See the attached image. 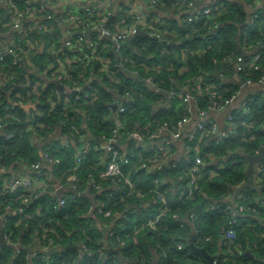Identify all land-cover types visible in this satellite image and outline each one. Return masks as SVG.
Here are the masks:
<instances>
[{
	"label": "trees",
	"instance_id": "trees-1",
	"mask_svg": "<svg viewBox=\"0 0 264 264\" xmlns=\"http://www.w3.org/2000/svg\"><path fill=\"white\" fill-rule=\"evenodd\" d=\"M244 1L250 3V0ZM23 6L25 3L21 1L19 7L22 9ZM234 6L237 8L235 12H228L207 25L202 24L195 28L194 26L186 27L179 39L174 38L175 47L167 43L138 38L134 41V50L137 54L128 49L127 55L134 60L136 68L144 77H153L166 90L184 88L187 81H191V87L199 89L201 87L200 106L207 108L213 103L209 91L214 88L217 93H220L224 87L218 86L217 82L221 81L213 77V72L218 69L214 58H218L219 54L216 51L196 53L191 50L207 44L212 28L223 24L226 27L221 28L216 37L222 51L241 54L238 46L240 38L238 31L246 23L247 8L237 2ZM168 8L170 9V6ZM0 11H2L1 6ZM48 11L53 31L36 36L45 41L47 45L64 38L62 29L58 25V14L54 8ZM9 20L10 15L6 23ZM168 22L180 28L177 21L169 19ZM109 25L112 27L111 23ZM260 27H264V19L256 29ZM258 39L260 37L255 35L252 41ZM184 50L187 51L185 55H183ZM34 51L32 62H36L37 56L45 55L44 50L35 48ZM107 56L110 60H115L113 55ZM49 57L54 59L56 56ZM102 58L107 60L106 55ZM4 64L5 68L16 74L17 80L0 94V110L4 105H10L13 102L12 100L15 99L13 96L18 93L14 92L15 88L24 91L23 88L27 87L33 79L30 70L23 65V69H19L11 64L9 58ZM262 64V71L247 72L241 77L256 80L264 76V61ZM70 66L73 64L70 63ZM40 67L43 68L42 65ZM73 67H75L74 80L70 83L66 82L65 85L74 89L80 87L84 80L93 79L92 86L98 88L96 103L85 107L90 117L87 122H83L85 120L83 116H71L67 119V125L62 124L61 121L65 119L60 111L64 105L58 104L59 94L54 85L45 89L42 95V113L35 116V119H30L28 112L17 106L2 121L5 127L0 130V166L5 171L0 172V264H69L79 259L76 249L64 251V247L69 242L79 246L80 244L85 245L88 248L89 252H83L85 254L83 264H113V258L118 259L121 264H208L203 256L191 249V244L197 248H204L211 256H217L215 261L218 264H264V228L259 227L257 219L264 217L262 206L264 179L262 189L257 187L256 190H247L234 204L230 202L234 189L247 180L245 173L247 161L236 155L237 149H242L248 154H256L264 148V130H259L262 123L256 124L260 114L262 115L259 122L264 121V91H258L250 97L255 103L260 102L261 107L251 102L247 104V108L254 115V119L250 121L254 125L246 129L239 127L240 130H247L251 138L249 140L245 138V141L244 138L235 139L224 147L213 149L212 155L219 160L222 161V158L231 152L234 154H231L234 160L228 164L226 170H219L215 176H210L209 170L213 168H208L210 157L206 158V165L201 168L199 174L204 177L197 179L198 188L194 197L186 199L180 198L179 192L191 179V173L178 167L170 168L167 172L168 180H165L158 170L149 171L140 168L141 164L149 158L150 152L142 151V148L138 146L135 147V141L127 139L123 132H120V135H123L125 145L117 147L121 174L103 179L99 175L108 164L107 160L105 161L106 152L102 149H94L88 154H81L80 144L74 141V137L76 139L87 137L93 142L94 148H99L100 146L96 143H99L101 138H111L115 132L114 122L110 119L113 111L112 104L119 101L126 92H130L135 98L132 106L127 110V116L122 120L126 132H133L137 130L138 124L145 125L152 121H157L159 124L176 122L185 109L184 105H180V100H171L176 112L154 108L153 105L158 96L146 88L141 81L137 82L117 69H113L122 78V83L115 84L106 79L109 85L107 88L101 86L100 81L101 77L105 78L107 75L99 74L100 70L96 64L83 69L77 65ZM153 67H157L155 71L151 70ZM0 69H4L3 65H0ZM197 78L202 79L201 84H198ZM113 88H118L119 92H114ZM233 94L234 91L225 93L222 101L230 99ZM49 95L52 96L53 103L57 106L55 112H50L47 98ZM32 126H36L34 132L29 131ZM73 126L78 129L73 130ZM59 131L72 144L61 145L55 142L56 137L48 139L50 133L56 134ZM8 135H12V138L8 139ZM41 139H43L42 146L39 144ZM51 143L55 145L50 155L62 161L56 169L53 168L54 178L60 181L62 186H67L68 176L76 174L79 178L78 191L90 193L87 197H74L73 194H69L65 196L67 205L58 208L55 206L59 199L52 195L53 184L50 182H47L45 186L48 193L37 198L31 192H11L9 186L20 171H29L30 165H46L43 155ZM140 151L141 154L138 155ZM78 157H83L86 161L83 166H76L75 160ZM126 159L128 163L124 162ZM44 166L40 167L42 173L48 171ZM30 173L36 175L37 172L30 170ZM91 177L101 185L100 189H94L90 185ZM126 179L136 183V188L141 191L143 197L130 193L129 187L125 184ZM161 196L166 197L168 205L162 210L163 216L155 229L137 228L131 222L126 223L125 217H122L114 226L115 235L110 240L95 225L96 221L103 224L106 219L90 211L91 208H97L100 203H103L105 210H112L115 214L113 220L121 214L127 215L135 212L128 218L131 219L137 215L146 221L156 210L161 209V203L158 201V197ZM258 198L260 200L257 201ZM25 200L29 202L26 203ZM35 200H37V205H33ZM143 205H146V209ZM241 205L246 209H257L261 215L255 216L249 211L236 214L238 206ZM131 207L134 211L130 210ZM9 209L17 211L22 209L23 211L13 215L9 213ZM85 213L90 215L87 220L82 219ZM192 214L196 215L193 220L191 219ZM235 219L240 222V226L236 228V239L233 240L230 249L224 239V234L233 226L232 220ZM3 235L9 237L6 244L1 243ZM206 238L210 239L206 240ZM118 239L126 245L120 246ZM178 243L183 244V249L179 250ZM16 245H20L17 251L14 247ZM51 246L59 249L60 252L48 260L43 248ZM32 249L36 251L32 253ZM108 250H118L119 253L107 257ZM246 251L262 262H256L245 256Z\"/></svg>",
	"mask_w": 264,
	"mask_h": 264
},
{
	"label": "built area",
	"instance_id": "built-area-1",
	"mask_svg": "<svg viewBox=\"0 0 264 264\" xmlns=\"http://www.w3.org/2000/svg\"><path fill=\"white\" fill-rule=\"evenodd\" d=\"M21 1L25 3L22 9L19 7ZM76 2H83V5L75 6ZM91 2H97V6L100 7L93 6ZM235 2L244 5L247 8L248 15L243 26L244 31H242L243 27L238 31L240 34L238 46L241 54L235 52L224 53L222 51L216 37L220 29L226 27L223 24H218L212 28L207 44L191 50L196 53L216 51L219 54L218 58H214V63L218 67L216 71L219 73V78L213 77L221 81L217 82L218 86L222 85L224 87H222V92L220 93H217L214 88L209 91L213 103L207 108L200 106L199 95L202 92L200 86V89L191 87V81H187V85L184 88L166 90L153 77H144L136 68L134 60L127 55L129 49L128 38L136 33L137 30L150 35L155 39L154 41H164V44L167 43L169 45V43L174 41V38L179 39L181 37L186 27L194 26L195 28L198 25H207L228 12H235L237 10L234 6ZM249 2L244 0H172V4H170V0H0L2 8V11H0V31L5 28L14 32L11 40L6 45L0 46V65H3L4 68L0 69V94L4 92L7 86L17 80L16 74L5 68L4 62L6 59L9 58L11 64L19 69H23V65L27 70H30L31 76L34 71V77L30 84L27 85L29 90L27 87L23 88L24 91L15 88L14 92L18 93L13 96L15 98L12 100L13 102L10 105H4L0 110V130L5 127L2 122L3 119L15 110L17 106L23 109H26L25 107H36L37 111L34 112V115H29L30 119H35V116L40 115L42 113V95L45 93V89L52 85L56 87L59 94L58 104L64 105L60 111V114L65 119L61 121L62 124L67 125V119L71 116H83L85 118L83 122H87L90 117L85 107L96 103L98 100V95L96 94L98 88L92 86L91 82L94 81L93 79L84 80L80 87L74 89H70V87L65 85L66 82L70 83L74 80L75 67L73 66L77 65L83 69L86 66L96 64L100 70L99 74L102 75L104 73L107 75L105 78H100L101 86L107 88L109 85L106 83V79L115 84L122 83V78L117 72L113 71V69H117L125 76L137 82L141 81L146 88L156 93L157 96L165 94L170 103L171 100H180L185 109L174 123L159 124L157 121H152L145 125L138 124L137 130L133 132H126L122 120L127 116V110L132 106V102L135 101L134 95L126 92L119 101L112 104L113 111L110 119L114 122V135L111 138H101L100 142L96 143L100 146L99 148H94L92 146L93 142L87 137L80 139L74 137L75 143L80 144V153L88 154L94 149L104 150L107 154L105 161L107 160L108 164L99 177L103 179L110 176H118L121 171L118 163L117 147L124 144L123 135H120V132H123L127 139L135 141V147L138 146L142 148V151L150 152L149 158L141 164L140 168L156 171L163 166H167L168 169L178 167L184 171H189L191 179L184 188L180 189L179 196L180 198L192 199L198 188L197 179L204 177V175L199 174L201 168L206 165V158L210 157L209 166L212 161L219 160L212 155V150L224 147L228 142H232L235 139L244 138V141L246 139L249 140L251 137L247 130L239 129V127L246 129L250 125H254L250 122L254 119V115L247 108V104L251 102L256 104V106H262L260 102L255 103L250 97L258 93V91H264V76L256 80L251 78L243 79L241 77L242 74L247 72L262 71V62L264 61V27L256 29L264 19V0H250ZM116 5L118 8L114 11L113 7ZM168 6H170V9ZM4 8L10 15L8 23H6L7 20L3 21L2 19ZM50 8H54L58 14V25H68L69 32L60 41L47 45L45 41L36 36L53 31V27L50 24V12L48 11ZM171 14L173 15L172 18H170ZM113 15L116 16L118 28L110 27L109 25L110 18ZM169 19L177 21L180 24V28L172 26L168 22ZM87 32H90L88 37L84 35ZM255 35H258L260 39L252 41ZM35 48L45 51L44 57L48 62L44 69L39 72L36 71L35 62L31 61L35 55ZM110 48L115 53L114 61L107 56ZM67 49L70 50V53H65ZM186 52L184 50L183 55ZM104 55H106L107 60L102 58ZM49 56L56 57L53 59ZM70 63L73 66H70ZM156 68L153 67L151 70L155 71ZM40 75H43V78ZM44 78L51 85L45 86ZM196 81L198 84L202 83L201 78H197ZM59 85L63 87L62 90L58 89ZM112 90L119 92L118 88H113ZM230 91H234L232 97L222 101L223 95L230 93ZM245 92L247 93L246 95H244ZM47 98L50 112H55L57 106L53 103L52 96L49 95ZM115 106L117 108H114ZM194 114H197L199 119L192 124ZM214 114L215 119L213 118ZM261 115L257 117L256 124L262 123V127L259 130H264V121L259 122ZM217 116L225 118V126L229 130L228 133L220 132ZM35 129L36 126H32L29 131L34 132ZM72 129L76 130L78 128L73 126ZM165 134H168L166 139L163 137ZM52 135L54 134L50 133L48 139ZM212 137L214 138L210 140ZM7 138H12V135H8ZM55 142L64 146L72 144L62 136V133L56 137ZM39 144L43 145V139L39 141ZM145 144H149V148L144 147ZM206 144H208L206 150H203ZM54 145L51 143L46 148V152L43 155L45 166L36 164L30 165L28 168L37 172L36 175L21 176V172L17 174L9 185L11 192H31L36 198L48 193L45 187L47 182H50L48 166H51L53 172V168L56 169L62 163L61 159L53 158L50 155ZM177 145L185 150V155L180 159L174 157ZM137 154H141V151ZM85 162L83 157H78L75 160L77 167L83 166ZM124 162L128 163V160L126 159ZM41 166H44L48 171L42 173ZM219 170H226V166H220L217 171L214 169L209 170L210 176H215ZM4 171L5 169L0 166V172L3 173ZM257 173L259 174L257 179L262 181L264 179V161L256 167ZM78 181L79 178L76 174L68 176L67 185L72 190L70 194H73L74 197H79L74 192L89 194L87 191L82 193L78 191ZM125 182L131 194L134 193L143 197L141 191L136 188V183L130 179H126ZM90 185L94 189L101 188V185L93 177H91ZM58 199L55 208L67 205L65 196ZM158 201L161 203V209L156 210L152 217L146 219V221H143L137 215L129 219L128 217L135 212L121 215L125 217L126 223L131 222L137 228L155 229L156 224L163 216L162 210L168 205L165 196L158 197ZM24 202L27 203L29 201L25 200ZM262 206L264 209V203H262ZM143 207L146 209V205H143ZM130 210L134 211L132 207ZM22 211V209L20 211L9 209V213L13 215ZM90 211L92 213L96 212L106 219L103 222V226L107 230V239H112L115 235L114 227H112L115 214L112 210H105L104 204L100 203L99 207L91 208ZM246 211L251 212L255 216L258 215V217L261 215L257 209H246L242 205L238 206L236 214L245 213ZM89 216V213H85L82 215V219L87 220ZM195 218L196 215L192 214L191 219ZM257 219L259 220V227L264 228V217ZM232 225L224 234V239L230 249L233 240L236 239V228H239L240 222L236 219L232 220ZM4 239L8 242L9 237L4 236ZM209 239L206 238V240ZM133 240L136 241V238L133 237ZM118 242L120 246L126 245L120 239H118ZM177 247L181 250L184 246L182 243H178ZM80 248L84 253L89 252L85 245L80 244ZM50 249H55V247H44L43 251L45 253ZM214 263L218 264L216 261ZM113 264L121 263L117 259L113 261Z\"/></svg>",
	"mask_w": 264,
	"mask_h": 264
},
{
	"label": "crops",
	"instance_id": "crops-1",
	"mask_svg": "<svg viewBox=\"0 0 264 264\" xmlns=\"http://www.w3.org/2000/svg\"><path fill=\"white\" fill-rule=\"evenodd\" d=\"M91 4L93 5V6H95V7H100V6H97L98 5V3L97 2H91ZM75 6H82L83 5V2H76L75 4H74ZM114 8V11L118 8V6L116 5V6H114L113 7ZM4 13H3V21H5V20H7V17H8V12H7V10H5V8H4V11H3ZM172 14L170 15V18H172ZM112 17H115V22H116V24H117V20H116V16L115 15H113ZM111 19V18H110ZM110 23L112 24V27H115L114 26V23H112L111 21H110ZM59 26H60V28L62 29V36H64L65 37V34H67L68 32H69V26L68 25H66V24H59ZM116 27H118V24H117V26ZM115 27V28H116ZM14 35V32L13 31H11V30H6L5 28H2L1 29V31H0V46L1 45H6L10 40H11V38H12V36ZM65 53H70V50L69 49H67V51L65 52ZM108 55H113V56H115V53L113 52V49L112 48H110V51H109V54ZM38 62V63H37ZM35 64H36V71H42L43 69H44V67L48 64V62L45 60V57L43 56V57H39V56H37V58H36V62H35ZM40 65H42L43 66V68L42 67H40ZM41 76V75H40ZM32 77H34V71H33V73H32ZM42 78H43V75L41 76ZM93 82V81H92ZM91 82V83H92ZM44 84H45V86H48V85H51V83H49L45 78H44ZM247 93L245 92L244 93V95H246ZM27 105H32V104H27ZM180 105H183L182 104V102L180 101ZM153 107L154 108H162V109H169V110H171V111H173V112H176L175 111V106L174 105H172L171 103H170V100H168V98L167 97H164V96H158V99L156 100V102L154 103V105H153ZM27 112H28V115H34V112L35 111H37L36 110V107H34V108H29V110H26ZM213 118L215 119V114L213 115ZM198 119H199V116L197 115V114H194V116H193V120H192V124H194V123H196L197 121H198ZM217 120L219 121V124H220V128H219V130H220V132L221 133H228L229 132V130H227V127L225 126V124H226V122H225V118L223 117H221V116H217ZM192 127V126H191ZM60 133H62L61 131H59L58 133H56V134H54V135H52V136H50V137H52V138H54V137H57ZM163 137L166 139V138H168V134H165V135H163ZM214 137H212V138H210V140L211 139H213ZM151 145V144H150ZM207 145L208 144H206V145H204V147H203V150H206V147H207ZM144 147H146V148H149V144H145L144 145ZM231 154H233V152H231V153H229L228 155H226V157H225V159L224 160H217V161H212L211 162V165L210 166H208V168H213V169H218L220 166H222V165H225V164H227V163H229L232 159H233V157L231 156ZM185 155V150H183L181 147H179L178 145H177V148H176V150H175V155H174V157L176 158V159H180V158H182L183 156ZM234 155V154H233ZM226 166V165H225ZM48 169L50 170V171H48V176H49V178H50V183H52L53 184V186H52V195L54 196V197H57V198H60V197H64V196H67V195H69L71 192H72V190L70 189V186L69 185H67L66 187H64V186H62L61 185V183H60V181H58V180H56V179H54V176H53V174L51 173L52 172V168H51V166H48ZM21 173H20V175L21 176H23V175H28V174H31L30 173V170L29 171H27V170H22V171H20ZM254 175H255V173H254ZM257 176L259 175L258 173L256 174ZM255 179V178H254ZM257 182V183H256ZM256 182L254 181V184L256 185V187H258V188H260L261 187V185H263V180L262 181H260V180H256ZM261 189H262V187H261ZM90 194V193H89ZM257 201L258 200H260L259 198L258 199H256ZM119 219H122V215H120V216H118V217H116L113 221H112V227H114L117 223H118V221H119ZM2 221H3V219H2ZM95 225H97L98 226V228H100L101 229V232L102 233H104L105 235L107 234V230H106V228L103 226V224H102V222H99V221H96L95 222ZM107 241V240H106ZM70 243H72V242H69L66 246H68ZM75 243V242H74ZM3 244V243H2ZM73 244V243H72ZM74 246H77L78 248L76 249L77 251H78V255H79V259L78 260H74V261H72V262H70L69 264H83V259H85V254H83V251L81 250V248H80V246L79 245H75V244H73ZM66 246L64 247V251H69V250H66ZM63 249V248H62ZM50 250H57L56 251V253H59L60 252V250L59 249H50ZM49 250V251H50ZM35 251V249H32L31 250V252L33 253ZM56 253H52L51 255L50 254H45L46 255V257H47V259L48 260H50V259H52V257H53V255H55ZM107 257H111L110 255H107ZM114 260H117L116 258H113V261ZM252 260V259H251ZM260 260V259H259ZM112 261V262H113Z\"/></svg>",
	"mask_w": 264,
	"mask_h": 264
},
{
	"label": "water",
	"instance_id": "water-1",
	"mask_svg": "<svg viewBox=\"0 0 264 264\" xmlns=\"http://www.w3.org/2000/svg\"><path fill=\"white\" fill-rule=\"evenodd\" d=\"M110 21L112 23H114V26L116 27L117 24L115 22V17H111ZM118 28V27H116ZM90 34V32H87L86 34H84L86 37H88ZM138 38H142V39H146V40H149V41H154L155 39L152 38L150 35L140 31V30H137L136 33L132 34L129 36L128 38V48L129 50L133 51L134 54H137V52L134 50V41ZM160 42H164V41H160ZM170 46H173L175 47L176 44L175 43H169ZM213 76L215 78H219V73L216 71ZM58 89L59 90H62L63 87L62 86H58ZM159 95H162L164 97H167L165 94H159ZM26 109H29V107H25ZM114 108H117L116 106ZM236 155L237 156H241L243 157L246 161H247V167H246V170H245V173H246V176H247V180L244 184H242L241 186L239 187H236L234 189V192L230 198V202L232 204H234L237 199L244 193L246 192L247 190H256L258 189L255 185H254V180H253V177H254V172H255V167L257 164H260L264 161V148L261 149V151L258 153V154H248V153H245L243 151H238L236 152ZM168 167L167 166H163L159 172L163 174V176L168 179ZM74 192V191H73ZM75 195L79 196V197H87L89 194L87 193H82V194H78L76 192H74ZM33 205H37V200H35L33 202ZM191 249L196 252L197 254L203 256L207 261H208V264H215V260L217 258V256H211L207 253V251L204 249V248H197L195 245L191 244L190 245ZM19 248V247H18ZM78 247L77 246H74L72 243H70L68 246H66V250H69V249H77ZM57 250H51V251H47L45 252L47 255L48 254H52V253H56ZM109 251V255L111 254H118L119 251L118 250H108ZM245 256L249 257L250 259L252 260H255L256 262H262V260H259V259H255L254 255H252L250 252L246 251L244 253Z\"/></svg>",
	"mask_w": 264,
	"mask_h": 264
},
{
	"label": "clouds",
	"instance_id": "clouds-1",
	"mask_svg": "<svg viewBox=\"0 0 264 264\" xmlns=\"http://www.w3.org/2000/svg\"><path fill=\"white\" fill-rule=\"evenodd\" d=\"M172 43H174V42H172ZM25 110H26V109H25ZM238 151H243V150H238ZM238 151H237V152H238ZM256 154H258V153H256ZM233 160H234V157H233V159H232L230 162H232ZM230 162H229V163H230ZM229 163L225 164V165H226V169L228 168V164H229ZM260 164H261V163H260ZM258 165H259V164H257L256 167H257ZM246 167H247V165H246ZM256 167H255V172H254L255 175H254V177H253V180H254L255 182H256V180H257ZM218 169H219V168H218ZM218 169H214V170L217 171ZM159 170H160V169H158V171H159ZM168 171H169V169H168ZM168 171H167V172H168ZM16 176H17V175H16ZM16 176H15V177H16ZM15 177H14V178H15ZM14 178H13V179H14ZM254 178H255V179H254ZM13 179H12V180H13ZM165 180H168V179L165 178ZM262 180H263V179H262ZM245 182H246V181H245ZM245 182H244V183H245ZM254 185H255V184H254ZM255 186H256V185H255ZM242 195H243V194H242ZM242 195H241V196H242ZM241 196H240V197H241ZM1 243L6 244V241H5V239H4V235H3V237H2ZM14 247H15V250L17 251V250L20 248V245H16V246H14ZM18 247H19V248H18ZM50 251H51V250H50ZM45 254H46V253H45ZM110 256H111V255H110Z\"/></svg>",
	"mask_w": 264,
	"mask_h": 264
},
{
	"label": "rangeland",
	"instance_id": "rangeland-1",
	"mask_svg": "<svg viewBox=\"0 0 264 264\" xmlns=\"http://www.w3.org/2000/svg\"><path fill=\"white\" fill-rule=\"evenodd\" d=\"M244 193H245V192H244ZM244 193H243V194H244ZM254 261H255V260H254Z\"/></svg>",
	"mask_w": 264,
	"mask_h": 264
}]
</instances>
